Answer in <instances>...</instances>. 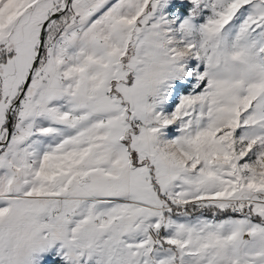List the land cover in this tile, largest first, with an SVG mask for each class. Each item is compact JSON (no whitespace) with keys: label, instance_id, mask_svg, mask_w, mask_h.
<instances>
[{"label":"snow or ice","instance_id":"1","mask_svg":"<svg viewBox=\"0 0 264 264\" xmlns=\"http://www.w3.org/2000/svg\"><path fill=\"white\" fill-rule=\"evenodd\" d=\"M0 264H264V0H0Z\"/></svg>","mask_w":264,"mask_h":264}]
</instances>
